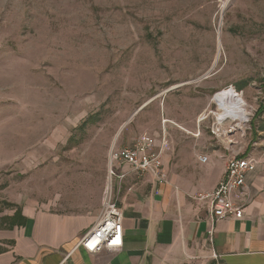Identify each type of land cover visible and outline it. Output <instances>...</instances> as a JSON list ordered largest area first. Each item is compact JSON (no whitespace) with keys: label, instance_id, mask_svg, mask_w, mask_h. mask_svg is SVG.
I'll list each match as a JSON object with an SVG mask.
<instances>
[{"label":"rangeland","instance_id":"1","mask_svg":"<svg viewBox=\"0 0 264 264\" xmlns=\"http://www.w3.org/2000/svg\"><path fill=\"white\" fill-rule=\"evenodd\" d=\"M232 89L248 120L221 125ZM164 133L264 161V0H0V218L86 166L106 186L112 149Z\"/></svg>","mask_w":264,"mask_h":264},{"label":"crops","instance_id":"2","mask_svg":"<svg viewBox=\"0 0 264 264\" xmlns=\"http://www.w3.org/2000/svg\"><path fill=\"white\" fill-rule=\"evenodd\" d=\"M152 138L159 147L161 140ZM110 153L103 178L106 186H99L95 171L86 166L77 188L68 189L56 201L8 203L11 211L0 218V264H264V161L243 153L258 161V166L240 191L244 217L216 223L218 258L214 259L203 243L210 214L195 197L218 186L229 158L202 150L185 156L164 153L163 173L168 182L159 183L128 165L110 164ZM200 156L207 157V163H201ZM110 169L117 177L126 175L118 193L122 236L92 254L81 240L98 222ZM18 208L26 219L25 227L3 228L2 219L12 218Z\"/></svg>","mask_w":264,"mask_h":264},{"label":"built area","instance_id":"3","mask_svg":"<svg viewBox=\"0 0 264 264\" xmlns=\"http://www.w3.org/2000/svg\"><path fill=\"white\" fill-rule=\"evenodd\" d=\"M168 145L166 133L159 147H156L154 138L142 136L120 151L112 149L109 163L119 162L128 165L141 176L150 175L156 182L167 183L168 180L163 173L162 159ZM199 161L205 164L208 158L200 156ZM257 166L258 161L254 158L232 156L227 160L224 177L218 186L213 191L199 193L195 197L205 204L210 214V224L203 243L214 259L218 258L214 250L216 223L228 218L240 220L244 217L245 202L240 197V191L246 184V177L255 172ZM125 176L117 177L111 169L109 170L108 184L98 222L81 240L83 248L88 253H100L122 236L123 215L119 206L118 193L121 191ZM235 194L236 198H233Z\"/></svg>","mask_w":264,"mask_h":264},{"label":"bare ground","instance_id":"4","mask_svg":"<svg viewBox=\"0 0 264 264\" xmlns=\"http://www.w3.org/2000/svg\"><path fill=\"white\" fill-rule=\"evenodd\" d=\"M215 101L219 107L217 116L221 125L228 120L239 123H245L248 120L247 103L235 89L217 94Z\"/></svg>","mask_w":264,"mask_h":264},{"label":"trees","instance_id":"5","mask_svg":"<svg viewBox=\"0 0 264 264\" xmlns=\"http://www.w3.org/2000/svg\"><path fill=\"white\" fill-rule=\"evenodd\" d=\"M262 109V108H261ZM262 112V111H261ZM12 207V205H9ZM3 228L13 229L14 227H25L26 219L22 215V211L18 208L12 218H4L2 219Z\"/></svg>","mask_w":264,"mask_h":264}]
</instances>
